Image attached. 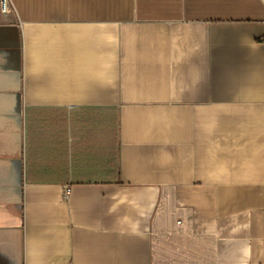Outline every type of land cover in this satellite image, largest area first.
Returning a JSON list of instances; mask_svg holds the SVG:
<instances>
[{"label":"crops","instance_id":"crops-1","mask_svg":"<svg viewBox=\"0 0 264 264\" xmlns=\"http://www.w3.org/2000/svg\"><path fill=\"white\" fill-rule=\"evenodd\" d=\"M0 5V264H264V0Z\"/></svg>","mask_w":264,"mask_h":264},{"label":"built area","instance_id":"built-area-1","mask_svg":"<svg viewBox=\"0 0 264 264\" xmlns=\"http://www.w3.org/2000/svg\"><path fill=\"white\" fill-rule=\"evenodd\" d=\"M0 5H1V10L3 12H7L8 10H10V0H0Z\"/></svg>","mask_w":264,"mask_h":264}]
</instances>
